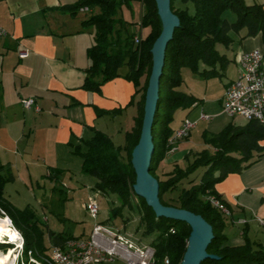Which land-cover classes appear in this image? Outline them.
Segmentation results:
<instances>
[{
  "label": "trees",
  "instance_id": "16d2710c",
  "mask_svg": "<svg viewBox=\"0 0 264 264\" xmlns=\"http://www.w3.org/2000/svg\"><path fill=\"white\" fill-rule=\"evenodd\" d=\"M132 0H75L64 5L62 10L76 15L82 7L91 11L82 21L83 28H92L94 43L88 48L90 60L82 87L90 91H100L101 86L119 76L118 69L126 66L123 75L133 83L134 95L140 94L134 126L125 135L126 144L116 146L111 138L100 130L93 129L91 136L82 138L71 145L72 153L81 157L82 172L96 178L95 191L100 194L114 193L121 205L112 208L113 215L121 214L123 207L139 214L138 227L144 234H154L150 245L154 248L158 261L164 257L169 264H180L187 245L190 227L181 221L156 217L145 201L133 191L135 173L130 163L131 151L138 141L145 91L152 66L150 49L161 31V21L154 0H138L141 5L140 28H146L141 42L135 45L134 32L129 30V22L121 16V8ZM171 10L178 16L179 25L174 29L172 39L165 51V62L159 86V98L152 125L154 151L150 172L159 183V198L162 204L183 208L201 215L211 226L213 238L207 252L217 256L207 258L200 264H264V246L252 242L247 235L239 245H230L224 234L225 216L212 205L210 198L228 204L215 189V184L230 173H240L264 155V122L245 120L242 124L229 122L215 134L203 133V140L212 149H204L195 154L186 167L177 164L173 169L156 175L160 162L171 149L169 138L173 130L170 123L177 108H191L199 100L178 88L183 82L181 69L186 68L204 79L221 77L227 59L217 50V45L229 46L232 38L229 32L239 33L241 38L260 34L264 42V9L259 4L246 5L243 0H171ZM227 10L236 14L234 21L223 17ZM144 78V81L142 80ZM121 109L98 113H118ZM127 153V161L121 159V152ZM202 168L195 178L191 174ZM0 165V206L7 212L24 241V255L31 251L35 257L42 256L51 245L63 246L72 235L63 234L44 227L35 218L30 208H15L3 200L4 184L12 176H4ZM188 184V185H187ZM179 188L175 200L166 201L163 196ZM137 198L134 202L133 198ZM175 232L170 233L169 229ZM47 233L48 243L44 241ZM81 237V236H77ZM2 244L0 243V246ZM1 253V252H0ZM34 264V263H30Z\"/></svg>",
  "mask_w": 264,
  "mask_h": 264
},
{
  "label": "crops",
  "instance_id": "0c3cea01",
  "mask_svg": "<svg viewBox=\"0 0 264 264\" xmlns=\"http://www.w3.org/2000/svg\"><path fill=\"white\" fill-rule=\"evenodd\" d=\"M74 1L0 0V26L8 32L0 40V165L4 176H12L4 184L3 200L15 208L27 207L34 212L33 204H41L45 195L41 183L49 180L56 186L63 174L73 173L77 167L82 171L81 157L72 153L70 143L88 138L93 129L106 133L113 141V135L100 122L105 123L120 112L99 114L98 109H121L133 88L123 77L126 66L125 73L118 71L119 76L105 82L100 91L82 87L94 31L82 27L87 17L83 12L74 16L61 9ZM243 2L259 4L264 9V0ZM228 13L229 16L233 12ZM228 16L224 18L228 20ZM137 24L132 32L142 35L139 20ZM244 33L245 29L229 32L230 45L216 46L227 59L221 77L204 79L192 72L193 76H188L190 84L185 93L199 100L190 109L199 107V115L204 112L210 116L201 120L198 115L196 124L225 114L221 97L225 86L237 76V55L252 49L264 52L260 34L241 38ZM20 53L26 55L22 57ZM262 63L264 66V57ZM212 79L219 80L214 83ZM27 98L34 99V104L25 108L21 100ZM133 126L134 121L126 133ZM178 142L181 141L171 144L160 162L167 168L177 162L174 156ZM95 183L96 180L93 189ZM215 189L230 212L225 216L224 227L228 244L239 245L247 235L252 242L264 246V232L255 220V216H264V155L240 173L228 174L215 184ZM243 219L246 223L240 222Z\"/></svg>",
  "mask_w": 264,
  "mask_h": 264
},
{
  "label": "rangeland",
  "instance_id": "374dc122",
  "mask_svg": "<svg viewBox=\"0 0 264 264\" xmlns=\"http://www.w3.org/2000/svg\"><path fill=\"white\" fill-rule=\"evenodd\" d=\"M229 11H225L223 17L226 18V16H228L227 14H230L228 13ZM83 15L88 16L89 13H83ZM121 16L130 23L129 30L135 31V26H138L137 23L140 17V2L138 0H132L128 4H124L121 8ZM227 18L229 21H234L236 19V14L231 13ZM146 31V28H142L143 36L146 35ZM124 66L119 67L118 71L125 73L126 69ZM181 76L184 82L178 89L185 92L190 84L188 76L193 75H191L188 69L182 68ZM218 80L219 79H212L214 83H217ZM131 85L133 87L132 91L126 102L121 106L120 114L115 118H109L105 123H103V121L100 122L105 131L113 135L114 143L122 147L126 144L125 133L127 130H130L132 126L134 121L133 117L137 113V102L140 98L139 93L132 98L134 94L132 82ZM200 111L201 109L199 107L192 109L180 107L175 109L173 111V120L169 125L170 128L176 130L180 127L181 121L185 118L191 121L198 120ZM226 121L233 122L234 124H242L245 122V119L240 116L229 118L225 114L220 113L219 116L211 121H198L190 132V135L185 139H181V142H178L177 151L174 156V158H177V162L171 163L172 165H170L169 168L160 163L156 175L158 174L163 178L164 173L162 172L171 171L175 164L184 168L193 160L196 153L204 149L211 151L212 148L204 143L203 133L215 134L221 131L225 123H227ZM121 159L127 161L126 152H121ZM201 171L202 168H198L191 174L190 178H195L197 180V176ZM95 180V177L80 171L78 167L73 170V173L63 174L56 186L50 183L49 180H45L44 183H41V185H43V187H41L43 189L42 194H45L42 198V202L41 204L39 202L33 204L35 218L45 230L60 232L75 237L88 235L94 224L101 223L109 225L116 230H120L122 233H130L134 237L140 238L144 243H150L155 233L149 235L144 234L143 228L138 227L139 214L136 210L131 211L129 208L123 207L121 214L114 216L112 208L121 205L120 198L114 193H97L95 189L92 188ZM178 193L179 188L172 192L165 193L163 199L166 201L170 200L171 202V199L175 200L177 198ZM89 195H92L99 204V212L96 219L90 217L83 208V203L87 201ZM136 200V197L132 199L134 202ZM258 217L264 218L263 215H258ZM223 232L226 234L228 231ZM44 241L46 244L48 243L47 233L44 235ZM1 244L0 252H5L0 253V264H5L8 258V252L11 251V253H13V250L10 248L9 251L6 252V249L10 246L4 243Z\"/></svg>",
  "mask_w": 264,
  "mask_h": 264
},
{
  "label": "built area",
  "instance_id": "2783aa9c",
  "mask_svg": "<svg viewBox=\"0 0 264 264\" xmlns=\"http://www.w3.org/2000/svg\"><path fill=\"white\" fill-rule=\"evenodd\" d=\"M90 11L88 7L79 9V12L83 13ZM7 34L6 29L0 26V40ZM133 42L135 45H139L141 34L136 33L133 36ZM25 55L26 53H20L22 57ZM263 57L264 52L260 49L244 51L237 55V76L225 86L221 97L222 111L229 117L240 116L245 120L256 119L264 122ZM21 104L28 108L34 104V99H22ZM199 118L207 120L210 119V116L201 112ZM195 125V121L183 119L180 127L173 130L169 143L173 144L187 138ZM210 202L224 216L229 215V209L222 202L215 198H210ZM83 208L90 217L97 218L99 204L92 195L88 196ZM255 220L264 232V218L255 216ZM0 221L5 227L18 233L17 239L13 242H8L6 238L0 239V243L10 246L6 252L10 248L13 250L11 256L13 264H169L167 257L158 261L150 243H144L140 238L134 237L130 233H122L120 230L101 223L94 224L86 236L69 238L63 246L51 245L46 254L42 256L35 257L31 251L24 255L23 237L1 206ZM240 222L246 223V220L243 219ZM169 232L174 233L175 229L170 228Z\"/></svg>",
  "mask_w": 264,
  "mask_h": 264
},
{
  "label": "water",
  "instance_id": "95a60500",
  "mask_svg": "<svg viewBox=\"0 0 264 264\" xmlns=\"http://www.w3.org/2000/svg\"><path fill=\"white\" fill-rule=\"evenodd\" d=\"M161 21V31L154 40L150 53L152 66L145 91L143 117L140 135L131 151L130 163L135 173L133 191L142 198L156 217L178 220L190 227L187 245L180 264H200L207 258L217 256L207 252L213 238L212 226L199 214L170 205H164L159 198V183L150 172L154 151L152 125L159 98V86L165 62V51L172 39L174 29L179 25L178 16L171 10V0H154Z\"/></svg>",
  "mask_w": 264,
  "mask_h": 264
},
{
  "label": "bare ground",
  "instance_id": "6f19581e",
  "mask_svg": "<svg viewBox=\"0 0 264 264\" xmlns=\"http://www.w3.org/2000/svg\"><path fill=\"white\" fill-rule=\"evenodd\" d=\"M18 233L12 229L5 227L2 221H0V239L6 238L8 242H13L17 239ZM12 253L8 252V258L5 264H13L11 259ZM9 262V263H7Z\"/></svg>",
  "mask_w": 264,
  "mask_h": 264
}]
</instances>
